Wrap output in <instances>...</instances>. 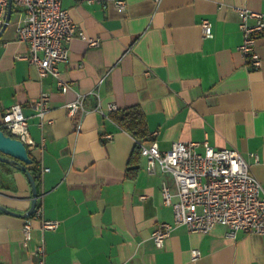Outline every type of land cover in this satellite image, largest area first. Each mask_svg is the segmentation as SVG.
Returning a JSON list of instances; mask_svg holds the SVG:
<instances>
[{
	"label": "crops",
	"instance_id": "1",
	"mask_svg": "<svg viewBox=\"0 0 264 264\" xmlns=\"http://www.w3.org/2000/svg\"><path fill=\"white\" fill-rule=\"evenodd\" d=\"M63 5L79 33L59 65L67 93L29 65L15 25L0 39V126L8 108L22 107L37 144L29 152L41 175L38 206L44 219L60 223L45 231L34 219L26 240L32 187L26 173L0 162V207L13 212L0 209V264H39L41 247L45 264H264V235L229 238L223 225L209 234L178 227L159 249L152 233L174 221L162 193L173 179L148 172L137 141L92 110L141 108L152 136L145 145L157 141L162 151L174 142L234 148L264 188V34L257 42L262 67L251 70L238 49L237 12L264 15V0H128L124 10L84 0ZM204 19L212 38L203 36ZM80 34L100 38V46ZM44 93L51 109L41 125L34 103ZM79 94L92 110L81 121L66 108ZM193 249L201 253L196 261Z\"/></svg>",
	"mask_w": 264,
	"mask_h": 264
},
{
	"label": "built area",
	"instance_id": "2",
	"mask_svg": "<svg viewBox=\"0 0 264 264\" xmlns=\"http://www.w3.org/2000/svg\"><path fill=\"white\" fill-rule=\"evenodd\" d=\"M160 1V0H156ZM13 13H17L15 24L17 41L28 46L24 58L34 67L41 79L52 77L62 93L71 87L64 80L59 65L67 63L70 57L69 45L78 36V29L63 0H12ZM87 4L109 5L124 10L128 0H84ZM9 0H0V31L6 22ZM239 28L243 42L239 51L251 70H260L262 59L257 52V42L264 34V15L246 7L237 8ZM201 29L205 38H212V23L202 20ZM90 46L99 47L100 38H86ZM108 76V74H107ZM105 76L101 83L104 81ZM87 96L79 94L77 100L67 104L71 117L81 121L90 111H99L105 117L116 110L113 104L107 112L101 108L88 109ZM50 96L47 93L34 103L36 115L44 124L50 112ZM51 123V122H48ZM1 127L13 138L21 140L27 149L33 150L36 142L29 130L28 118L20 105H13L3 115ZM157 135V133L152 134ZM152 137V136H151ZM112 139V135L105 136ZM204 148L200 153L198 149ZM141 154L147 161L150 173H165L171 176L174 186L163 183L164 203L174 210L173 223H161L152 233L155 245L162 249L167 239L178 227H186L191 233L209 234L217 225L227 228V236L236 238L239 232L264 235V188L250 172L242 154L234 148L218 149L207 141L174 142L167 151H162L153 141L142 145ZM252 157L258 156L252 154ZM41 220L42 229L54 231L59 221L43 218V209L38 206L35 213L26 218L23 230L26 240L31 239L32 221ZM39 264H45L44 249L39 250ZM193 260L201 256L200 250L191 251Z\"/></svg>",
	"mask_w": 264,
	"mask_h": 264
},
{
	"label": "water",
	"instance_id": "3",
	"mask_svg": "<svg viewBox=\"0 0 264 264\" xmlns=\"http://www.w3.org/2000/svg\"><path fill=\"white\" fill-rule=\"evenodd\" d=\"M12 14H13V2L12 0H9L6 22L0 31V39L7 30L11 22ZM0 162L14 165L19 170L27 174L32 187L33 198H32V206L29 212L24 215V217L25 219L31 217L36 211L38 198H39L37 184L30 169L28 168V166H30L33 163V161L30 158L29 150L27 149L26 145L21 140H18L16 138L7 135L1 126H0ZM0 209L3 210L4 212L13 213L3 207H0Z\"/></svg>",
	"mask_w": 264,
	"mask_h": 264
},
{
	"label": "trees",
	"instance_id": "4",
	"mask_svg": "<svg viewBox=\"0 0 264 264\" xmlns=\"http://www.w3.org/2000/svg\"><path fill=\"white\" fill-rule=\"evenodd\" d=\"M109 116L121 129L129 133L137 141V148L139 149V152L141 154L142 145H145L146 142L151 140V133L148 128L147 119L141 108L131 107L123 110H115L113 112H110ZM3 130L7 135L13 137L7 130ZM29 155L33 161L32 165H34V167L31 169L32 175L35 179L36 184H38L41 175L39 170L37 169V163L31 156L30 152ZM2 164L5 166L8 165L6 163Z\"/></svg>",
	"mask_w": 264,
	"mask_h": 264
},
{
	"label": "rangeland",
	"instance_id": "5",
	"mask_svg": "<svg viewBox=\"0 0 264 264\" xmlns=\"http://www.w3.org/2000/svg\"><path fill=\"white\" fill-rule=\"evenodd\" d=\"M17 19H18V15H17V13L14 12V13L12 14L11 22H10L8 28H7V31H8V32L12 30L13 26H14V25L16 24V22H17Z\"/></svg>",
	"mask_w": 264,
	"mask_h": 264
}]
</instances>
